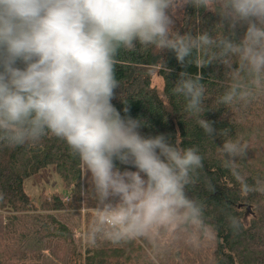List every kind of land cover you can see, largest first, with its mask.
Masks as SVG:
<instances>
[{
    "label": "clouds",
    "instance_id": "1",
    "mask_svg": "<svg viewBox=\"0 0 264 264\" xmlns=\"http://www.w3.org/2000/svg\"><path fill=\"white\" fill-rule=\"evenodd\" d=\"M189 3L217 13L223 33L173 31L172 17ZM238 27L246 28L239 42ZM137 44L170 50L182 65H224L225 106L243 109L264 95V0H0V143L20 146L49 134L66 142L82 173H90L91 244L167 235L198 247L209 226L203 204L186 191L204 167L199 149L164 134L142 135L145 121L122 116L111 103L117 53ZM201 79L180 72L172 94L206 136L224 137L222 165L241 191L264 189V179L250 185L239 171L248 144L202 118ZM228 220L234 231L241 228L238 217Z\"/></svg>",
    "mask_w": 264,
    "mask_h": 264
},
{
    "label": "trees",
    "instance_id": "2",
    "mask_svg": "<svg viewBox=\"0 0 264 264\" xmlns=\"http://www.w3.org/2000/svg\"><path fill=\"white\" fill-rule=\"evenodd\" d=\"M219 22L217 13L197 10L189 3L183 6L179 28L173 31L195 35L209 30L212 35H221ZM245 30H235L237 42ZM115 59L119 87L114 90L111 103L121 115L145 121L140 129L142 135L164 134L181 148L197 147L203 156L204 167L186 194L203 204L208 235L198 247L188 244L183 236L167 235L118 244L98 238L91 244L95 196L90 173H82L78 156L65 141L49 134L20 146L0 143V264H264V189L241 191L240 184L222 165L218 147H222L224 137L206 136L196 117L184 110V99L173 95L171 89L182 71L201 75L205 88L202 118L212 121L217 130L229 128L227 138L248 144L246 157L237 164L250 185L257 178L264 179V95L243 109L225 106L219 102L227 85L224 65H182L174 52L167 49L158 51L153 46L137 44L133 49L121 48ZM154 75L162 79L160 89L151 85ZM115 163L121 170H135ZM49 167L58 176L60 186L33 200L24 190V180ZM81 207L85 208L83 214ZM67 210L76 217L83 215L82 247L76 244V223L60 216ZM230 215L240 219L242 226L238 231L230 228ZM50 223L56 224L58 230L52 243H69L62 256L56 247L45 253L50 245L47 239L54 236ZM42 232L46 235L42 236ZM209 236L213 238V247L202 248Z\"/></svg>",
    "mask_w": 264,
    "mask_h": 264
},
{
    "label": "rangeland",
    "instance_id": "3",
    "mask_svg": "<svg viewBox=\"0 0 264 264\" xmlns=\"http://www.w3.org/2000/svg\"><path fill=\"white\" fill-rule=\"evenodd\" d=\"M182 8L177 9L176 15L172 17L173 19V30H176L179 28V24H180V18L182 16ZM151 85H153L154 87L160 89L162 87V79L159 78L157 75H154L152 77L151 80ZM60 186V181L58 176L55 174V172L53 171L52 167L43 169L42 171H40L37 175L29 177L27 179L24 180V190L32 197L33 200H36V198L38 197L39 194L41 193H49L54 189H57ZM85 208L81 207L80 211L83 214L84 211H82ZM93 211V209H91ZM62 217H64L66 220L65 221H74L76 223V233H75V238H76V244L80 247H82L83 241H84V231H83V225H84V221H83V215L76 217V215H72V213L70 212V210L64 211L60 213ZM51 224V228H50V233H53L54 236L51 239H47V237L45 238V240H49L50 241V245H49V250H46L45 253L48 254L50 251V249L55 248L58 250L59 252V256H62L65 248L67 245H69V243L67 244H61V245H55L54 242L52 243V241H55L54 239H56V236L58 234V230H57V225L50 223ZM67 225L70 226V223L67 222ZM42 236L46 235L44 232L41 233ZM213 238L212 237H208V239H205V243L203 244L202 248H209V247H213ZM211 251V250H210Z\"/></svg>",
    "mask_w": 264,
    "mask_h": 264
},
{
    "label": "built area",
    "instance_id": "4",
    "mask_svg": "<svg viewBox=\"0 0 264 264\" xmlns=\"http://www.w3.org/2000/svg\"><path fill=\"white\" fill-rule=\"evenodd\" d=\"M82 211H84V209Z\"/></svg>",
    "mask_w": 264,
    "mask_h": 264
}]
</instances>
